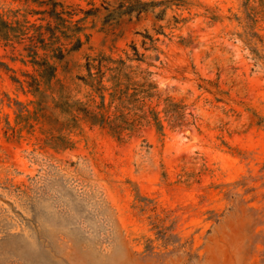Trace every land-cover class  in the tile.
I'll return each mask as SVG.
<instances>
[{"label":"rangeland","instance_id":"rangeland-1","mask_svg":"<svg viewBox=\"0 0 264 264\" xmlns=\"http://www.w3.org/2000/svg\"><path fill=\"white\" fill-rule=\"evenodd\" d=\"M0 264H264V0H0Z\"/></svg>","mask_w":264,"mask_h":264},{"label":"trees","instance_id":"trees-1","mask_svg":"<svg viewBox=\"0 0 264 264\" xmlns=\"http://www.w3.org/2000/svg\"><path fill=\"white\" fill-rule=\"evenodd\" d=\"M43 64V70L41 72V75L43 77L44 82H46L47 84H50L53 80V78L55 77V72H56V67L51 64L49 61L44 60L42 62ZM122 64H125V62H122ZM92 64H88L89 70H90V78H91V82L90 85L93 86L95 88V90L97 91V93L99 94V96L102 99V103H100L95 110H86L87 115L90 117V119L92 120L93 123L95 124H100L104 127L109 126L111 129L113 130H117L120 126L116 123L118 121V119H110L108 120L106 118V113H104V111H107V107L105 104L106 101V94L105 91L108 90V88H106L102 82H103V74L100 75H96L94 73L91 72V68H92ZM101 72V71H100ZM122 76V69H120V71L118 72L117 78L116 79H120ZM98 85L99 88H97L96 84ZM114 92H111V103L113 102V100L115 99V97L117 96V93H121L120 91H118L117 87L114 88ZM35 91L37 92V94L43 96L46 92V90H41L40 85L35 89ZM122 95L119 98H122ZM97 109H99V111H97Z\"/></svg>","mask_w":264,"mask_h":264}]
</instances>
